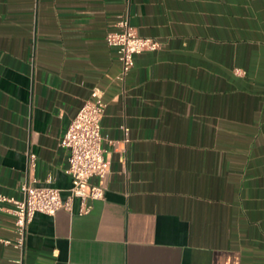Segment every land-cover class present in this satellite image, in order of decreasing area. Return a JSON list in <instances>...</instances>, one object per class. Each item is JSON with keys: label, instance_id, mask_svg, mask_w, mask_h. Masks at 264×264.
<instances>
[{"label": "crops", "instance_id": "0c3cea01", "mask_svg": "<svg viewBox=\"0 0 264 264\" xmlns=\"http://www.w3.org/2000/svg\"><path fill=\"white\" fill-rule=\"evenodd\" d=\"M122 18L161 42L123 79ZM95 89L105 199L37 214L24 252L0 203V264H264V0H0V195L68 197L60 142Z\"/></svg>", "mask_w": 264, "mask_h": 264}, {"label": "built area", "instance_id": "2783aa9c", "mask_svg": "<svg viewBox=\"0 0 264 264\" xmlns=\"http://www.w3.org/2000/svg\"><path fill=\"white\" fill-rule=\"evenodd\" d=\"M106 42L116 50L122 64L121 79L134 67L135 57L146 51H157L161 42L142 37L131 26L128 18H122L117 28L107 34ZM107 109L103 91L95 89L91 98L84 103L66 133L61 146L68 152V174L72 187L66 199L62 191L51 185L40 186L36 179H30L21 187V199L0 195V203L9 205L5 211L14 217L15 240L6 241L7 245L25 251L29 226L37 214L55 216L59 211L71 212L75 200L79 201V215L91 212L93 203L103 201L106 189L91 182L94 178H105L109 172L103 148L102 121ZM31 163L35 156L31 155Z\"/></svg>", "mask_w": 264, "mask_h": 264}]
</instances>
